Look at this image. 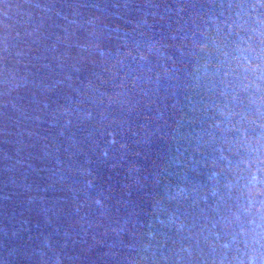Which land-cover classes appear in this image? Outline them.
Wrapping results in <instances>:
<instances>
[{
	"label": "trees",
	"instance_id": "16d2710c",
	"mask_svg": "<svg viewBox=\"0 0 264 264\" xmlns=\"http://www.w3.org/2000/svg\"><path fill=\"white\" fill-rule=\"evenodd\" d=\"M0 264H264V0H0Z\"/></svg>",
	"mask_w": 264,
	"mask_h": 264
}]
</instances>
